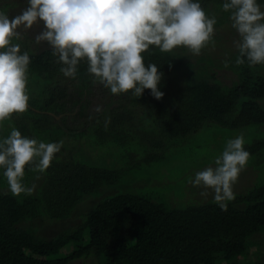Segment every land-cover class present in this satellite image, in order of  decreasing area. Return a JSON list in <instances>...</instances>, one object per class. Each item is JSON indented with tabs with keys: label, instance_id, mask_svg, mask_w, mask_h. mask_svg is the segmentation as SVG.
<instances>
[{
	"label": "trees",
	"instance_id": "16d2710c",
	"mask_svg": "<svg viewBox=\"0 0 264 264\" xmlns=\"http://www.w3.org/2000/svg\"><path fill=\"white\" fill-rule=\"evenodd\" d=\"M198 2L209 18L216 17L214 26L232 23V10L222 9L229 0ZM257 3L264 11V0ZM40 22L19 31L35 38L44 28ZM217 37L210 42L220 40ZM22 41L13 43H19L21 53L27 51L30 56L28 109L0 123V141L13 128L45 143L57 142L56 132L65 133L67 139L92 133L99 145L109 141L123 145L129 136L146 144V149L129 153L143 154L148 163L184 144L205 125L264 127V74L258 72L262 64L249 66L245 57L237 65L238 49L218 64L235 75L226 83L213 70V59L202 64L174 51L150 47L143 53L144 62L156 64L163 74L159 89L164 96L156 99L150 89L140 97L131 91L112 94L88 72L86 59L79 62L75 78L65 77L60 71L64 65L46 42L25 45ZM89 87L102 97L95 109L87 95ZM143 123L146 130L138 127ZM244 148L250 154L248 164L258 174L264 164V135ZM79 151L75 145H63L44 173L27 165L25 186L31 187L42 175L32 195L13 196L3 175L5 169L0 168V264H72L77 260L91 264H264L259 252L255 258L250 251L264 244L253 239L264 234V177L260 181L252 178L247 189L234 192L227 211L213 199L172 207L136 189L106 192L122 180L121 171L82 160ZM88 197L96 198V204L79 224L54 235L40 233V226L70 219ZM35 221L43 223L33 227Z\"/></svg>",
	"mask_w": 264,
	"mask_h": 264
},
{
	"label": "clouds",
	"instance_id": "9594fccd",
	"mask_svg": "<svg viewBox=\"0 0 264 264\" xmlns=\"http://www.w3.org/2000/svg\"><path fill=\"white\" fill-rule=\"evenodd\" d=\"M223 11H231L232 27L240 40L236 64H264V11L257 0H229ZM43 21L44 28L35 42H46L64 66L65 77L75 78L77 66L87 60L88 72L115 95L132 92L140 97L150 89L156 99L164 93L159 84L162 73L156 64L146 65L143 53L150 47L171 52L187 48L199 55L214 35L216 17L209 16L198 0H28V7L9 18L0 11V123L28 109L27 71L30 56L21 53V27L25 30ZM99 111V109H97ZM63 141L45 143L22 136L13 128L0 141V168H4L13 196L32 195L35 184H23L25 168L44 173L51 165ZM241 133L227 141L215 167L209 166L190 181L202 187L201 195L213 194L214 202L227 211L235 199L233 185L249 159Z\"/></svg>",
	"mask_w": 264,
	"mask_h": 264
},
{
	"label": "rangeland",
	"instance_id": "374dc122",
	"mask_svg": "<svg viewBox=\"0 0 264 264\" xmlns=\"http://www.w3.org/2000/svg\"><path fill=\"white\" fill-rule=\"evenodd\" d=\"M27 7L28 0H0V11L6 13L9 18L20 14ZM232 23L214 26L213 36L217 35L220 40L208 43L199 55H193L184 47H177L173 51L176 54L179 53L191 58L194 62L198 60L202 64L208 62V59H213L216 64L212 67L213 70L217 71L226 83H230L235 75L227 67H220L218 64L223 63L224 59L237 49L236 42L240 40V37L237 30L232 27ZM33 27H36V25ZM38 30L39 26H37ZM25 35L21 34L19 39L14 38L13 41L23 40L22 42L25 45H30L31 43V45H34L35 38H30L32 35ZM31 49L33 48L31 47ZM212 68L210 69L211 71ZM258 72L264 74V64L260 66ZM236 82L238 80L233 83ZM87 95L89 99L93 100L91 109H95L96 106L102 103V97L91 87H89ZM262 104L264 106V101ZM138 127L146 130L145 123L140 124ZM241 133H243L245 145L252 142L253 139L263 136L264 127L250 125L240 129H232L217 124L205 125L198 132L191 135L184 144L170 148L164 153V156L148 163L143 160V154L133 155L129 153L135 148L146 149V144L142 142L136 143V139L129 136H127L128 140L123 145L111 141L104 143V145H99L95 135L92 133L84 134L82 137L76 134L75 137L67 139L64 135L65 133L56 132L55 141H63V145H75L80 150L78 155L82 160H87L95 165L119 169L122 180L117 186L107 187L105 189L106 192L115 193L120 190L136 189L153 195L157 201L163 202L167 206L186 207L213 199L211 189L208 190L209 195L205 198L201 195L204 189L193 186L190 181L195 178L196 172L202 171L209 166L215 167V158L222 154L227 141L236 138ZM263 166L264 164H262L261 168H258V174H255L253 171L255 168L253 167V169L247 162L246 167L241 170L237 181L232 186L233 192L242 191L243 188L249 185L252 178V181H260L264 177ZM41 179L42 175L37 176L32 185L35 184L37 187ZM88 198L77 206L70 219L52 223L47 227L40 226L43 222L35 221L33 227L40 226L41 234L54 235L69 226L79 224L82 215L96 204H93L96 198H90V200ZM253 239L264 242V234H258ZM250 251L255 258L257 257L256 252H259L262 257L261 260L264 261V244L260 248H251ZM72 264H91V261L77 260Z\"/></svg>",
	"mask_w": 264,
	"mask_h": 264
},
{
	"label": "water",
	"instance_id": "95a60500",
	"mask_svg": "<svg viewBox=\"0 0 264 264\" xmlns=\"http://www.w3.org/2000/svg\"><path fill=\"white\" fill-rule=\"evenodd\" d=\"M59 118V116H57Z\"/></svg>",
	"mask_w": 264,
	"mask_h": 264
}]
</instances>
